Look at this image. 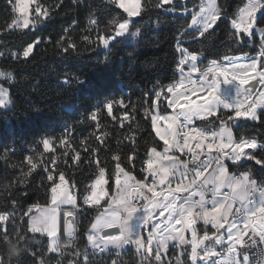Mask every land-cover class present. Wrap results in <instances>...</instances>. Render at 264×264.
<instances>
[{
  "label": "snow or ice",
  "instance_id": "obj_1",
  "mask_svg": "<svg viewBox=\"0 0 264 264\" xmlns=\"http://www.w3.org/2000/svg\"><path fill=\"white\" fill-rule=\"evenodd\" d=\"M33 2L7 0L12 13L10 21L6 23L8 30H34L43 22L42 16L48 17V10L36 2L35 7L31 8L30 19V5ZM103 7L111 8L107 17L90 10L85 29L88 34L83 41L93 48L102 47L106 53H110L120 39L138 37L141 29L136 27L133 31V27L139 23L135 18L142 19L152 8L173 15L190 14L191 21L181 37L191 36L194 41L213 35L220 24L227 20L231 25L230 35L234 44L244 45L259 37V51L256 56L244 54L240 57L226 53L219 60L209 61L207 68L201 69L198 64L204 56L203 49L190 51L178 38L179 79L167 85L154 86L150 94H144L150 97L145 100L148 104L145 113L151 114V127L162 142V148L152 146L146 152V167L140 170L141 178L138 179L127 169L119 153L112 154L113 167L110 172L107 161H100L98 155L90 154L88 163L91 165L95 162L97 170L91 177V184L80 193H77L74 181L70 188L64 187L69 181L63 172L58 173L59 182L49 174L47 180L51 181L52 206H27L19 217L20 221L28 217L26 229L18 225L15 211L0 212V264H29V258L32 264H47L29 246V240L35 234L46 235L49 238L48 251L60 252L59 224L63 221V234L68 238V243H73L76 238L75 217L81 210H87L85 205L103 209L90 221L86 237L94 253L115 252L111 264H124L119 257L128 246L134 247L135 253L142 257L141 264H168L164 257L170 243L173 248L181 249L176 258L177 264H183V260L190 264H264V182H258L251 172L233 174L229 171L231 166L242 167V159L254 161L264 170V155H261L264 153V137H235L232 130L240 118L264 125V90H261L264 89V0H245L243 6H238L231 16L227 5L219 3V0H200L190 13L186 5H180V0H106ZM102 24L103 28L100 27ZM66 36L69 38L65 39ZM57 44L65 54L79 51L67 29ZM33 46V43H28L22 51L10 53V58L26 61L33 52ZM3 55L0 52V57ZM0 78L10 83L14 74L0 70ZM76 83L84 84L85 81L77 78ZM70 84L71 80L66 78L61 86ZM201 93L202 103L194 104L190 95ZM165 102L166 107L172 109L171 114L160 112V104ZM11 103L9 88L0 84V109H7ZM116 105L125 106L123 98L103 101L101 106L89 113L88 119L96 121L97 113L104 109L111 115ZM72 109L73 105H68V110ZM221 109L225 110L226 120L216 115ZM210 116L220 120L218 131L195 125L197 119L207 120ZM161 121L168 122L163 130ZM229 121L232 126H229ZM70 130L71 126L66 125L65 132ZM199 138L209 141L206 145L208 154L204 159H200V153L189 147L190 139ZM60 139L63 143V138ZM53 142V137H45L39 143L48 149ZM104 147L111 152L106 144ZM201 147L200 142L195 143L196 149ZM245 149L251 151L246 152ZM100 150L97 148L93 151L98 153ZM177 153H190L191 166ZM7 156L8 152L5 151L4 158ZM78 156L77 153L73 159ZM134 156L135 148L127 157L133 166ZM25 159L31 164L27 172L21 169L19 173H8L7 170L0 173V190L8 194L13 210L20 204L15 198L17 185L23 183L24 178L36 168L32 162L33 156ZM9 167L15 169L17 165ZM209 167L212 170L205 176ZM186 180L187 183H184ZM173 181L177 182L174 189L171 187ZM158 184H167V189L157 191ZM104 186L110 191H105ZM224 188L229 191H222ZM113 189L115 194L111 191ZM109 196L111 199H105L101 204V199ZM106 229L116 231L108 232ZM143 230H147V236L143 235ZM189 231L190 238L186 237ZM13 248L20 250L17 255L12 254ZM249 249L254 251L250 253ZM214 257L220 259L214 260ZM69 264L81 262L70 261ZM83 264H89L87 251L83 253Z\"/></svg>",
  "mask_w": 264,
  "mask_h": 264
},
{
  "label": "trees",
  "instance_id": "obj_2",
  "mask_svg": "<svg viewBox=\"0 0 264 264\" xmlns=\"http://www.w3.org/2000/svg\"><path fill=\"white\" fill-rule=\"evenodd\" d=\"M37 2L48 10V17L34 30L10 31L6 23L11 19V9L7 0H0V52L4 53L0 58V69L14 74L10 83L0 79V84L9 88L12 101L7 109H0V173L5 170L8 173H19L21 169L27 172L31 168L25 159L28 156H33L32 162L36 164L31 174L15 189V198L20 202L15 210L9 202L8 194L0 190L3 193L0 195V212L15 211L17 223L24 229L28 227V218L24 217L23 221L19 219L24 209L31 204L43 207L50 203L49 174L58 181V173L63 172L69 184L75 182L77 193L83 192L91 184V177L97 169L95 162L91 165L88 163L90 154L98 155L100 161H107L110 172L113 167L112 154L119 153L127 169L138 179L141 178L140 170L144 167L146 152L152 146L162 148V142L151 127V114L145 113L148 107L145 100L150 97L144 94H150L154 86L169 84L179 77L177 63L180 57L176 51L178 38L190 51L203 49L204 56L198 64L201 69L207 68L209 61L219 60L226 53L237 57L244 54L256 56L260 44L259 37L244 45L234 44L230 35L231 25L227 20L206 39L194 41L191 36L181 37L191 21V15H173L152 8L142 19L135 18L139 23L133 27V31L136 27L141 29L138 37L120 39L111 52L106 53L100 47L93 48L83 41V37L88 34L85 29L90 10L105 17L111 11V8L103 7L106 0ZM199 3L200 0H180V5H186L189 13ZM219 3L227 5L231 16L238 6H243L245 0H219ZM65 29L76 43L78 52L65 54L57 44ZM37 40L39 43H35ZM28 43H33L34 47L26 61H15L10 55H5L7 51H22ZM66 78L71 80V84L62 87ZM77 78L85 83L77 84ZM121 98L125 106H114L111 115L104 109L97 113L96 121L88 119L89 113L101 106L103 101ZM68 105H73L72 111L68 110ZM159 110H167L164 103L160 104ZM209 120L217 121L216 116ZM66 125L71 126L68 132H65ZM233 134L235 137H264V125L240 118L233 128ZM42 137L54 138L48 152L39 143ZM60 138H63V143ZM105 144L111 152L104 147ZM97 148L101 149L98 153L93 151ZM133 148L134 166L127 159ZM5 151L8 152L6 158ZM77 153L78 158L73 159ZM12 164L17 167H9ZM241 164L242 167L231 166L229 171L248 170L257 181L264 182V170L254 161L247 160ZM111 191L113 193L114 189ZM104 200L101 204H104ZM84 208L87 210H81L75 217V241L68 243L62 235L59 239L61 245H73L78 251L87 247L89 223L102 208H88L86 205ZM63 227L62 223V230ZM48 243V237L40 234H35L29 240V246L38 256L43 257L47 264H56L60 256L48 251ZM132 258L130 254L128 260L132 261ZM29 264H32L31 258Z\"/></svg>",
  "mask_w": 264,
  "mask_h": 264
},
{
  "label": "built area",
  "instance_id": "obj_3",
  "mask_svg": "<svg viewBox=\"0 0 264 264\" xmlns=\"http://www.w3.org/2000/svg\"><path fill=\"white\" fill-rule=\"evenodd\" d=\"M178 78L176 80H178ZM79 80L83 81L82 79H79ZM183 90L184 89H181V91H183ZM191 98H192V101H196L198 99L203 98V94L201 93V94L191 95ZM164 104L166 106V102ZM170 110H172V109H170ZM228 124H229V126H232V122L231 121H229ZM233 128H234V126L232 127V130H233ZM42 138H45V137H42ZM42 138L39 139V142L41 141ZM207 142H209V141H207ZM51 146H52V143L50 144V149L49 150H45V151H47V152L50 151L51 150ZM189 147H191L194 152L200 153V156H199L200 159H204L206 157L207 154H205V150H201L200 152H198L197 150H195L194 143L189 145ZM185 152H187L186 149H185ZM179 154L182 156L183 159L188 160L189 163H190V166H191L192 155L190 153L187 154V155H184L183 153H179ZM145 160L143 162L144 165H145ZM242 162H244V159H242L240 163H242ZM45 170L46 169H44V171ZM200 179H202V177ZM87 247L88 248L90 247V249H89V257H88L89 264H111L112 259L115 257V252H111V253H108V254H96V253H94L93 249L91 248V246L88 243V240H87ZM248 251L251 253L254 250L253 249H249ZM180 252H181V249H175L170 244L169 248H168V251H167V255L164 257V259L166 261H168V264H177L176 258H177V256L179 255ZM130 254L133 255L132 261L128 260V257L130 256ZM119 259L122 260L124 262V264H141L142 257L135 253L134 247L128 246L124 250V252L121 254ZM213 259L217 260V259H220V257H214ZM183 264H190V262L187 261V260H183Z\"/></svg>",
  "mask_w": 264,
  "mask_h": 264
},
{
  "label": "rangeland",
  "instance_id": "obj_4",
  "mask_svg": "<svg viewBox=\"0 0 264 264\" xmlns=\"http://www.w3.org/2000/svg\"><path fill=\"white\" fill-rule=\"evenodd\" d=\"M37 2V0H34V2H33V4H31L30 5V19H31V16H32V13H31V8H33V7H35V3ZM44 9H46V8H44ZM44 9H42V12L44 11ZM45 20V18L42 16V21H44ZM39 24H41V23H39ZM135 31V30H134ZM132 38H134V37H132ZM34 45V44H33ZM34 47V46H33ZM100 49L101 50H103V51H105L102 47H100ZM14 51H7L6 52V54L5 55H10V53H13ZM1 58V57H0ZM1 70V69H0ZM186 71H187V68L185 69ZM194 78H195V76H194ZM0 79H2V78H0ZM179 79V78H178ZM259 86V85H258ZM258 88V87H257ZM190 100L192 101V98H191V95H190ZM203 100V98H201V99H198V100H196V101H192L193 103H198V102H201ZM10 106V105H9ZM166 107V106H165ZM167 108V107H166ZM169 111H170V109H169ZM171 113H172V110L170 111ZM199 124H201V123H199ZM217 124V123H216ZM215 125V124H214ZM201 126H204V125H201ZM216 126V125H215ZM187 129H185V131H186ZM197 142H200L201 143V145H202V147H201V149H196L195 148V150H197L198 152H200L201 150H206L207 149V147H206V145H207V141L206 140H203V138H199L198 140H192V139H190L189 140V145H191L192 143H194V147H195V143H197ZM219 143V141H217V144ZM50 149V145H49V148L48 149H45V150H49ZM213 151H215V146H214V150ZM246 152L247 151H251L250 149H246L245 150ZM244 161H247L246 159H244ZM57 182H59V177H58V181ZM64 187H66L65 185H64ZM69 188V187H68ZM104 190L105 191H107V188H106V186H104ZM105 198H107V197H105ZM105 198H102L101 199V202L105 199ZM52 205L49 203V205H47V206H45V207H51ZM115 206V205H114ZM63 207H68V206H63ZM94 207H96V206H94ZM103 210V209H102ZM101 210V211H102ZM35 211V210H34ZM28 218V217H27ZM71 219V218H70ZM62 223H63V221H61V223L59 224V226H58V236H59V238H61V236L62 235H64L63 234V230L61 229V225H62ZM143 235H145V236H147L148 235V232H147V230H145L144 232H143ZM190 235H191V233H190V231H189V235H188V238H190ZM59 243H60V241H59ZM61 245V244H60ZM201 247H203V245H201ZM89 249H90V247L88 248V247H86L85 249L83 248L81 251H78V250H76V249H74V246L73 245H71V246H69V245H67V246H65V245H61V251L60 252H55V254H58L59 256H60V260L56 263V264H69V262L70 261H72V262H75V261H77V260H80V262H81V264H83V253L85 252V251H87V253H88V257H89ZM77 252L79 253V255H77ZM51 253H53V252H51ZM61 253H63V255H61Z\"/></svg>",
  "mask_w": 264,
  "mask_h": 264
},
{
  "label": "crops",
  "instance_id": "obj_5",
  "mask_svg": "<svg viewBox=\"0 0 264 264\" xmlns=\"http://www.w3.org/2000/svg\"><path fill=\"white\" fill-rule=\"evenodd\" d=\"M179 76H180V74H179ZM258 89H261V86H258ZM261 90H264V89H261ZM200 103H202V101L201 102H198V103H194V104H200ZM167 110L165 111V112H162V113H165V114H171V110L169 111V109L168 108H166ZM161 112V111H160ZM225 113V110H223V109H221L220 110V112H218L216 115H218V116H220V118L221 119H224V120H226V114H224ZM210 117H212V116H210ZM210 117H208V119L207 120H200V119H197L196 121H195V125L198 127V128H208V129H212V130H219V128H220V120H217V121H211V123H209V118ZM238 121V120H237ZM236 121V122H237ZM167 123L168 122H165V121H161L160 122V127L162 128V130L164 129V128H166L167 127ZM199 123H201V124H199ZM217 123V124H216ZM216 126H215V125ZM201 125H204V126H201ZM208 153V149H206L205 150V153ZM176 155H178V156H180V158L181 159H183L182 158V156L179 154V153H177ZM154 163H158V162H155L154 161ZM144 167H146V164L144 165ZM212 167H214V165L212 166ZM212 167H210L209 169H208V171L205 173V176H207L210 172H211V170H212ZM231 172V171H230ZM244 172H250V171H248V170H245V171H239V172H231V173H233V174H240V173H244ZM169 178H171V177H169ZM202 179H203V177H202ZM259 182V181H258ZM176 181H173V183H172V185H171V187L174 189L175 187H176ZM184 183H187V180L186 181H184ZM65 186L66 187H69L70 188V184L68 183V184H65ZM167 189V184H165V185H157V191H161V190H166ZM222 191H224V192H227V191H229L227 188H224V189H222ZM113 194H115V190L113 191ZM209 198H210V194H209ZM109 199H111V196H109ZM43 207H45V206H43ZM257 219H259V217H257ZM179 227V226H178ZM145 230H143V232H144ZM188 235H189V232H186V237H188ZM48 240H49V238H48ZM60 241V240H59ZM171 244V243H170Z\"/></svg>",
  "mask_w": 264,
  "mask_h": 264
},
{
  "label": "water",
  "instance_id": "obj_6",
  "mask_svg": "<svg viewBox=\"0 0 264 264\" xmlns=\"http://www.w3.org/2000/svg\"><path fill=\"white\" fill-rule=\"evenodd\" d=\"M253 83H255L254 81H253ZM257 87H258V85H257ZM205 154H208L207 152L205 153ZM162 219V218H161ZM75 230H76V219H75ZM105 231H108V232H115L116 230L115 229H106ZM65 236V235H64ZM65 238L68 240V238L65 236Z\"/></svg>",
  "mask_w": 264,
  "mask_h": 264
},
{
  "label": "clouds",
  "instance_id": "obj_7",
  "mask_svg": "<svg viewBox=\"0 0 264 264\" xmlns=\"http://www.w3.org/2000/svg\"><path fill=\"white\" fill-rule=\"evenodd\" d=\"M3 193H0V195H2ZM19 249H16V248H13L12 249V254L15 253V254H18L19 253Z\"/></svg>",
  "mask_w": 264,
  "mask_h": 264
}]
</instances>
